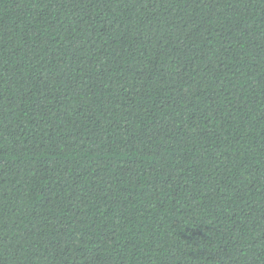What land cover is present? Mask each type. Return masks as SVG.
Instances as JSON below:
<instances>
[{
  "label": "trees",
  "instance_id": "trees-1",
  "mask_svg": "<svg viewBox=\"0 0 264 264\" xmlns=\"http://www.w3.org/2000/svg\"><path fill=\"white\" fill-rule=\"evenodd\" d=\"M0 264H264V0H0Z\"/></svg>",
  "mask_w": 264,
  "mask_h": 264
}]
</instances>
